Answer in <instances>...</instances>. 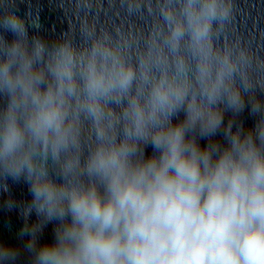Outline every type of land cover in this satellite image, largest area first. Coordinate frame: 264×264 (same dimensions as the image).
Returning <instances> with one entry per match:
<instances>
[{
	"label": "clouds",
	"instance_id": "obj_1",
	"mask_svg": "<svg viewBox=\"0 0 264 264\" xmlns=\"http://www.w3.org/2000/svg\"><path fill=\"white\" fill-rule=\"evenodd\" d=\"M16 4L0 0V178L28 185L30 264H264V58L230 34L234 0H121L145 31L93 18L55 39ZM20 255L0 243V264Z\"/></svg>",
	"mask_w": 264,
	"mask_h": 264
},
{
	"label": "water",
	"instance_id": "obj_2",
	"mask_svg": "<svg viewBox=\"0 0 264 264\" xmlns=\"http://www.w3.org/2000/svg\"><path fill=\"white\" fill-rule=\"evenodd\" d=\"M121 0H89L87 9L88 15H84L83 0H17L16 6L20 14L29 12L33 18H38V26H41L40 35L55 39L59 35L69 30L70 25L78 29V26L85 19H95L98 26L119 25L126 31L139 34L146 30L147 23L132 22L124 18L123 9L120 6ZM235 13L232 22L231 35L240 38L249 44L257 54L264 58V0H234ZM78 40V30L74 33ZM11 39V35H8ZM6 101L0 98V108ZM231 114L225 115L227 123ZM183 114H180V119ZM242 122L247 130L254 125V118L250 117L247 109L237 118ZM176 122V121H174ZM88 133L85 130V142L87 143ZM214 139L221 140V136ZM201 147L205 146L207 141H199ZM152 153V148L146 149V155ZM8 185V192L0 191V243L18 248L21 255L17 264H30V255L24 251L23 245L27 243L28 237L23 240L18 238V233L25 221L20 215V207L30 201L31 195L28 191V185L23 182L13 181L11 178L4 180L0 178V184ZM12 199L17 207L9 210L6 201ZM36 220L35 214L29 218V223ZM55 222L49 223L39 237V243H51L54 240Z\"/></svg>",
	"mask_w": 264,
	"mask_h": 264
}]
</instances>
